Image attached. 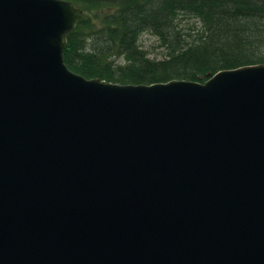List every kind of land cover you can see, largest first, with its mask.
I'll use <instances>...</instances> for the list:
<instances>
[{
  "label": "water",
  "instance_id": "1",
  "mask_svg": "<svg viewBox=\"0 0 264 264\" xmlns=\"http://www.w3.org/2000/svg\"><path fill=\"white\" fill-rule=\"evenodd\" d=\"M82 15L0 0V264H264V64L86 79Z\"/></svg>",
  "mask_w": 264,
  "mask_h": 264
},
{
  "label": "trees",
  "instance_id": "2",
  "mask_svg": "<svg viewBox=\"0 0 264 264\" xmlns=\"http://www.w3.org/2000/svg\"><path fill=\"white\" fill-rule=\"evenodd\" d=\"M83 15L66 36L63 63L86 79L118 85L171 80L204 83L207 74L264 64V0H67ZM199 30L185 41L182 18ZM157 37L164 55L138 42Z\"/></svg>",
  "mask_w": 264,
  "mask_h": 264
},
{
  "label": "rangeland",
  "instance_id": "3",
  "mask_svg": "<svg viewBox=\"0 0 264 264\" xmlns=\"http://www.w3.org/2000/svg\"><path fill=\"white\" fill-rule=\"evenodd\" d=\"M179 25L182 28L185 41H190L197 30H199V24L192 17L182 18ZM138 42L141 48L148 52L150 58L159 59L164 55L165 51L163 47L160 46V41L157 37L149 33H144L140 36Z\"/></svg>",
  "mask_w": 264,
  "mask_h": 264
}]
</instances>
